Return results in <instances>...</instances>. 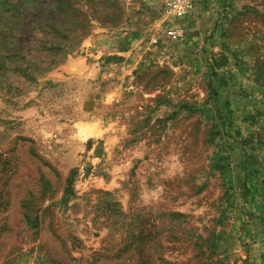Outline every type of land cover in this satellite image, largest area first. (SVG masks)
I'll return each mask as SVG.
<instances>
[{
  "label": "rangeland",
  "instance_id": "1",
  "mask_svg": "<svg viewBox=\"0 0 264 264\" xmlns=\"http://www.w3.org/2000/svg\"><path fill=\"white\" fill-rule=\"evenodd\" d=\"M0 264H264V0H0Z\"/></svg>",
  "mask_w": 264,
  "mask_h": 264
},
{
  "label": "built area",
  "instance_id": "2",
  "mask_svg": "<svg viewBox=\"0 0 264 264\" xmlns=\"http://www.w3.org/2000/svg\"><path fill=\"white\" fill-rule=\"evenodd\" d=\"M162 4V12L167 17H178L185 14L199 0H157ZM172 36H179L175 31Z\"/></svg>",
  "mask_w": 264,
  "mask_h": 264
}]
</instances>
